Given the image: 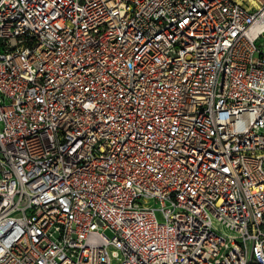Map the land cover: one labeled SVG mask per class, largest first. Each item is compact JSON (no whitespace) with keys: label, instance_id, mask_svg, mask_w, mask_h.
I'll use <instances>...</instances> for the list:
<instances>
[{"label":"built area","instance_id":"obj_1","mask_svg":"<svg viewBox=\"0 0 264 264\" xmlns=\"http://www.w3.org/2000/svg\"><path fill=\"white\" fill-rule=\"evenodd\" d=\"M0 264H264V0H0Z\"/></svg>","mask_w":264,"mask_h":264},{"label":"rangeland","instance_id":"obj_2","mask_svg":"<svg viewBox=\"0 0 264 264\" xmlns=\"http://www.w3.org/2000/svg\"><path fill=\"white\" fill-rule=\"evenodd\" d=\"M111 232H109V234H110Z\"/></svg>","mask_w":264,"mask_h":264}]
</instances>
